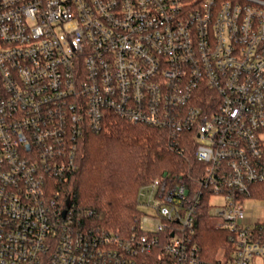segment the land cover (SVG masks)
<instances>
[{"label":"built area","instance_id":"obj_1","mask_svg":"<svg viewBox=\"0 0 264 264\" xmlns=\"http://www.w3.org/2000/svg\"><path fill=\"white\" fill-rule=\"evenodd\" d=\"M112 118L185 160L138 188L124 231L58 193ZM262 183L264 0H0V264H264L244 207Z\"/></svg>","mask_w":264,"mask_h":264},{"label":"trees","instance_id":"obj_2","mask_svg":"<svg viewBox=\"0 0 264 264\" xmlns=\"http://www.w3.org/2000/svg\"><path fill=\"white\" fill-rule=\"evenodd\" d=\"M185 160L168 146L165 134L152 127L110 119L100 131H87L80 142L77 168L59 184L62 206L75 222L124 231L133 225L138 188L164 171L177 172ZM255 198L264 201V183ZM209 256L218 254L223 233L205 228Z\"/></svg>","mask_w":264,"mask_h":264},{"label":"rangeland","instance_id":"obj_3","mask_svg":"<svg viewBox=\"0 0 264 264\" xmlns=\"http://www.w3.org/2000/svg\"><path fill=\"white\" fill-rule=\"evenodd\" d=\"M215 201L220 202L219 199ZM135 203H136V196H135ZM244 207L247 216L252 217L253 219L264 220V201L247 199L244 202ZM145 213L151 214L150 210H145ZM209 224L211 226H215L217 224V221L213 219L209 222Z\"/></svg>","mask_w":264,"mask_h":264},{"label":"water","instance_id":"obj_4","mask_svg":"<svg viewBox=\"0 0 264 264\" xmlns=\"http://www.w3.org/2000/svg\"><path fill=\"white\" fill-rule=\"evenodd\" d=\"M69 205H70V199L68 198V199L66 200V209L69 208ZM65 213H66V210L63 212V215H65Z\"/></svg>","mask_w":264,"mask_h":264}]
</instances>
